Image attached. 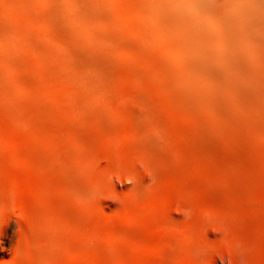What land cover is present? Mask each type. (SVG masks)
Wrapping results in <instances>:
<instances>
[{
    "label": "rangeland",
    "instance_id": "1",
    "mask_svg": "<svg viewBox=\"0 0 264 264\" xmlns=\"http://www.w3.org/2000/svg\"><path fill=\"white\" fill-rule=\"evenodd\" d=\"M74 17L0 0V264H264V130L204 139L162 44Z\"/></svg>",
    "mask_w": 264,
    "mask_h": 264
},
{
    "label": "bare ground",
    "instance_id": "2",
    "mask_svg": "<svg viewBox=\"0 0 264 264\" xmlns=\"http://www.w3.org/2000/svg\"><path fill=\"white\" fill-rule=\"evenodd\" d=\"M65 3L75 13L74 20L85 22L87 34L95 44L115 49L123 40L130 46L129 38L136 33L142 34L139 41L146 50L162 44L178 70L179 101L187 111L194 109L204 114L205 119L197 121L204 139L221 138L233 144L246 131L264 130V0H65ZM107 3L115 7L118 16L106 11ZM93 17L101 20L99 23L111 22L102 37L95 38L89 29L90 23L95 22H91ZM167 38L175 39V43L168 45ZM55 47H51L49 55L53 52L56 59H67L66 50L64 53ZM31 50L36 53L34 48ZM76 191L87 198V193ZM206 227L199 226L196 233H183L189 251L205 242Z\"/></svg>",
    "mask_w": 264,
    "mask_h": 264
}]
</instances>
